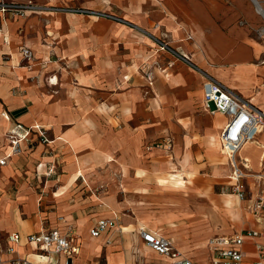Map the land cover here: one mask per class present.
<instances>
[{
  "label": "crops",
  "instance_id": "crops-1",
  "mask_svg": "<svg viewBox=\"0 0 264 264\" xmlns=\"http://www.w3.org/2000/svg\"><path fill=\"white\" fill-rule=\"evenodd\" d=\"M0 1L25 4L32 0ZM255 2L261 8L264 0H163L161 6L164 13L170 16L166 19L169 26H179V30L173 31L178 40L173 47H179V50H174L187 57L190 54L188 58L205 68L206 74L264 112V20L255 10ZM262 17L264 19V15ZM17 18L19 16L0 14V123L3 128L0 134V159L9 150L4 135L13 124H39L45 128L51 142L38 143L34 148L26 149L22 155L8 158L6 165L0 167L2 264H9L11 258H25L33 264H63L60 256L45 258L40 255L25 237L51 230L65 233L70 226L75 229L74 243L79 250L73 264H87L90 259L102 254L105 256L103 264H136L138 261H142V264L166 263L167 260L144 245L139 235L141 230L172 240L181 257L193 264H196L194 258H200L202 253L206 264H210L211 251L207 243L212 238L246 231L264 234V226L233 230L217 227L208 218L218 213L214 203L229 207L231 195L205 200L202 195L204 188L197 179L200 171L210 170L211 186L208 185V188L213 189L218 185L220 190L230 191L231 169L219 144V135L227 118L203 110L201 75V79L192 77V85L202 111L210 117L205 120L203 131H187L185 123L178 124L181 129L179 136L168 134L156 141L171 140L172 150L167 155L160 146H153L155 142H150L153 137L152 125L156 123L154 119L159 121L155 108L162 106V102L152 99L153 111L145 116V121H137L134 114L136 107L127 99L129 94L124 98L127 100L125 105L118 102L123 96L113 88L115 83H121L120 76L116 78L119 60H105L87 54L72 56L65 59L63 74L55 68L54 64L58 63H52L49 56H45L47 47L44 44L24 40L37 17H31L26 23L17 21ZM19 29L25 30L24 39L19 37ZM23 46L34 55L30 67H25L21 62L20 49ZM32 48L41 54L40 61ZM162 54H158L157 58ZM164 55L171 59L168 53ZM152 56L145 60L148 65L156 60ZM3 58L7 61H3ZM176 63L184 65L174 62L164 72L155 74L152 88L158 77L164 80L160 83L162 87L169 88L170 82L186 85L187 72L184 69L178 75H173ZM142 64L138 63L139 66ZM135 68L138 73L137 65ZM54 77L57 78L56 84L49 82ZM195 103V100L178 101L176 107H192L197 105ZM169 113V110L161 111L162 122ZM121 121L125 127H122ZM177 154L181 156L178 165L174 162ZM154 155L160 160L159 164H153ZM192 155L204 156L205 159L191 163ZM207 158L220 161L209 163ZM238 159L244 165L245 177L240 182L247 190L246 200L248 197L252 199L253 192L264 196V129L253 142L241 149ZM50 166H54V174L46 177ZM22 170H25L24 175ZM107 170L115 171L118 180L119 190L114 189L113 199L106 195H95L91 189L96 182L92 178L93 172ZM153 171L166 175L151 176L147 184H137L136 175L144 176V172L151 175ZM42 178L46 180L45 184ZM14 182L18 190L15 195L9 192ZM197 183L201 186L197 187ZM172 184H177L179 190L167 188ZM35 188L43 192H36ZM47 192L52 196L42 198L40 194ZM152 197L159 205V214L154 218L147 215L142 201L134 209L136 198L147 203ZM41 199L55 203V210L49 214L40 211L36 216L54 215L50 218L51 226L44 227V220H40V223L29 227L25 219L39 207L37 204ZM263 215L264 209L261 218ZM100 220H113L115 228L107 229L93 238L90 230ZM254 222L256 225L260 223ZM158 226H162L164 232ZM13 233L19 234L21 240L14 253L7 254L6 239ZM178 234H191L193 241L178 237ZM257 243L264 246V238H245L241 248L244 264H254L256 261ZM140 244L146 249H140ZM96 260L91 264H98Z\"/></svg>",
  "mask_w": 264,
  "mask_h": 264
},
{
  "label": "rangeland",
  "instance_id": "rangeland-1",
  "mask_svg": "<svg viewBox=\"0 0 264 264\" xmlns=\"http://www.w3.org/2000/svg\"><path fill=\"white\" fill-rule=\"evenodd\" d=\"M162 1L163 0H32L29 3L17 4H31L33 7L30 10H26L27 12H25L23 16H19L16 20H21L23 23H26L31 17H37V19L34 25L29 27L26 38L23 36L25 30L22 31V29H19L17 33L19 37L25 38L24 40L28 39L31 43L35 41L38 44H44L47 47L45 56H49L52 63L57 62L58 64H54L56 66L55 68L57 71L63 72V74H65V71L62 69L66 68L65 59L68 57L87 54L94 57L97 55V57L105 60H119L120 63L118 69H116V78L120 76L121 83H115L113 91L122 94V100L118 102L123 105L127 102V100L124 99L126 98L125 96L129 94L127 99L136 107L134 114L137 117V121H145V116L153 111L151 106L152 99H159V101L162 102V106L159 108L154 107L155 111H157L159 121L154 119L156 123L152 125L151 130L153 137L150 139V142H155L153 146L157 147V145H160V142L156 143V141L160 140L162 136L168 134L176 137L179 136L181 129L178 124L185 123L186 127L184 128L187 131H203L205 120L210 117L202 111L199 105V97L194 93L192 85L193 76L201 79L200 75L202 73H207V71L194 59H192V61L189 59L193 67L185 63L184 65L176 63L174 66V68H176L173 72L174 76L178 75L182 69L187 72L185 75L187 81L186 85H178L174 82H170L172 84L169 88H167V86L162 87L160 83H162L163 79L158 77L154 88H152L155 74L164 72L165 69L168 67L170 68L174 62L183 64V62L172 57L171 59L165 58L164 54L167 53L161 51L159 48L164 44L173 50H179L177 49L179 47H173V44L178 41L177 38L174 37L173 31L179 30V26H169V21L166 19L170 16H167L162 10ZM5 3L13 4L8 2ZM261 9L264 15V3ZM28 12L33 13L30 14ZM262 16L260 15L261 19L264 20ZM12 20H14V18H12ZM32 50L37 59H39L38 61H40L42 58L41 54L33 48ZM160 53H163L162 56L157 58V55ZM151 56L156 58V60H153V62H150L148 65L145 60L147 57ZM188 57H190V54H188ZM3 61H7V59L3 58ZM138 63L143 64L139 66ZM135 65L138 67V73L136 72L137 68H135ZM147 75L152 76V84H149ZM52 81L56 84L57 78L54 77ZM184 100H195L197 102L195 104L197 105L186 108L176 107L178 101ZM163 110H169L170 113L162 122L161 111ZM162 123H164V126H162ZM137 124L136 122V125ZM121 125L125 127L122 121ZM2 130L3 128L0 123L1 135ZM1 143L0 138V146ZM165 154L170 155L167 152H165ZM196 155L190 157L191 163L194 161L201 162L203 160L204 156L202 158L196 157ZM180 157L179 154L175 155L174 162L176 161V165H178L177 161ZM207 160L209 163L212 161L209 158H207ZM213 161L216 163L220 160L214 159ZM159 162L160 160L154 155L153 164L156 165L159 164ZM21 173L24 175L25 170H22ZM93 175L92 178L96 181L95 184H93L94 186L91 187L93 193H95V195H106V197H111L113 199L115 195L114 189L119 188L117 186L118 180L116 172L107 170L106 172H93ZM142 175L144 176L136 175L138 185L147 184L151 176H153L152 178H156L165 176L166 174L153 171L151 175L145 172ZM210 175V170L202 169L197 178L205 189H202V195L206 198L205 200L208 201L210 197L222 199L224 194L231 195L229 207L219 206L217 203H214L218 213L215 216L208 217L212 223L217 227L233 230L264 226V215L260 223L256 225L254 222L255 217L249 209L251 202L257 196L255 192H253L254 194L252 195L254 196L251 200L248 197V200H245V202L239 201L229 190H220V186L218 185L214 186L213 189L208 188V185H210ZM43 181L45 184L46 180L43 179ZM223 181L224 180L221 182ZM197 184V187H199V185L201 186L200 183ZM167 188L179 190L180 187L177 184H172ZM16 191L18 190L14 182L9 192L15 195L14 193ZM34 191L39 193L43 192L40 191L39 188H35ZM122 191L124 192V189H122ZM137 192H140V190ZM89 193L91 194L92 192ZM217 194L219 195L216 196ZM40 195H42V198L47 195L52 196V194L48 192L41 193ZM224 198L228 199L226 196ZM153 200L154 197L150 198V200L148 199L149 202L144 203L143 200H137L136 198L134 209L137 208L141 204H139V202L142 201V204L146 206L147 210L145 211L147 215L150 216V218H154L155 215L159 214L157 210L159 209V205ZM37 205H39V207H37L35 211L29 213L27 218L25 217L27 221L26 224L29 227H33L36 222L40 223V220H44L42 221L44 227L49 228V226H51L50 218L54 215H43L41 218L36 216L39 215L40 211H46L49 214L51 211L55 210V203L41 199ZM204 220L210 223L209 220ZM187 225L190 224L188 223ZM158 227L164 232L162 226ZM67 228L75 232L72 226ZM166 236L169 235L167 234ZM177 236L193 241L191 234H178ZM262 237L264 238V234ZM138 247L142 250L146 249L142 244ZM136 252L138 256V249ZM202 254L203 256H200V258L199 256L194 258L196 264H206L205 255L204 253ZM95 258H97L96 261H98V264L104 263V254L98 255ZM95 258L90 259L87 264H91ZM136 264H142V261H138Z\"/></svg>",
  "mask_w": 264,
  "mask_h": 264
},
{
  "label": "built area",
  "instance_id": "built-area-1",
  "mask_svg": "<svg viewBox=\"0 0 264 264\" xmlns=\"http://www.w3.org/2000/svg\"><path fill=\"white\" fill-rule=\"evenodd\" d=\"M31 4L17 5L7 4L0 1V14L10 16H23L26 10L32 9ZM160 50L168 53L172 58L192 66L187 56H184L167 45H161ZM21 62L25 67H30L34 60L32 51L23 46L20 49ZM193 67V66H192ZM203 79V110L209 114H220L227 118V123L219 135L221 152L227 157L230 165L229 180L231 181L230 192L239 200L245 201L248 193L240 180L245 177L244 165L239 161L238 154L248 143L255 140L256 136L264 129V112L256 108L249 101H246L231 90L226 88L216 79L206 73L201 74ZM149 84H152V76L147 75ZM50 80L49 82H51ZM9 150L5 157L0 159V167L7 163V159L22 155L28 148H34L36 144H49L45 128L39 124L24 126L16 123L4 135ZM165 152L170 153L172 142L169 138L164 139L159 145ZM54 166H50L45 176L54 174ZM82 181L83 178H81ZM249 209L255 220L260 222L261 211L264 209V196L258 194L251 202ZM113 220H100L90 230V236L96 238L107 229H114ZM139 235L144 245L155 252L161 258L167 260L160 264H193L189 259L181 257L173 246L170 239L141 230ZM74 234L71 230L60 233L51 230L46 233L30 234L25 240L33 244L40 255L49 258L51 255L60 256L63 264H73V259L79 253L78 246L74 243ZM263 235L257 231H246L239 234L212 238L207 245L211 251L210 264H244V254L241 250L245 238H261ZM21 237L17 233L10 234L7 239L5 252L13 254L15 247L20 243ZM257 259L254 264H264V246L255 244ZM9 264H33L25 258H11ZM0 264L2 259L0 257ZM154 264V263H151Z\"/></svg>",
  "mask_w": 264,
  "mask_h": 264
},
{
  "label": "bare ground",
  "instance_id": "bare-ground-1",
  "mask_svg": "<svg viewBox=\"0 0 264 264\" xmlns=\"http://www.w3.org/2000/svg\"><path fill=\"white\" fill-rule=\"evenodd\" d=\"M255 4H256V2H255ZM258 5H259V4H258ZM258 5H256L257 9H255V10H256L258 13H260L261 15H263L262 12L260 11L261 8H260ZM256 7H255V8H256ZM259 8H260V9H259Z\"/></svg>",
  "mask_w": 264,
  "mask_h": 264
},
{
  "label": "water",
  "instance_id": "water-1",
  "mask_svg": "<svg viewBox=\"0 0 264 264\" xmlns=\"http://www.w3.org/2000/svg\"><path fill=\"white\" fill-rule=\"evenodd\" d=\"M256 5H258L257 3H256ZM260 9V8H259ZM260 11L262 12V10L260 9Z\"/></svg>",
  "mask_w": 264,
  "mask_h": 264
}]
</instances>
